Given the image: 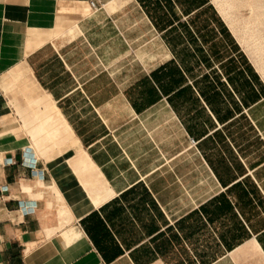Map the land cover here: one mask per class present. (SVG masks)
Here are the masks:
<instances>
[{"label":"crops","instance_id":"0c3cea01","mask_svg":"<svg viewBox=\"0 0 264 264\" xmlns=\"http://www.w3.org/2000/svg\"><path fill=\"white\" fill-rule=\"evenodd\" d=\"M0 264H264V81L211 0H0Z\"/></svg>","mask_w":264,"mask_h":264},{"label":"rangeland","instance_id":"374dc122","mask_svg":"<svg viewBox=\"0 0 264 264\" xmlns=\"http://www.w3.org/2000/svg\"><path fill=\"white\" fill-rule=\"evenodd\" d=\"M252 2H256V6L258 7L250 10ZM258 2L256 0H211V3L217 9L236 39L241 43L244 53L256 66L264 81V38H261L264 37V1ZM25 33L30 38H40L43 35L41 24L39 22L30 23L28 27L26 26ZM20 36L21 31H18L17 37L20 38ZM15 44L17 45L16 42H12V45ZM4 47L5 51L1 53L3 54L2 56L5 58L11 57V44L9 45L6 41ZM18 57L20 58L21 56L12 54V58ZM8 74H11L14 79L18 80L25 77L26 71L22 65H18L12 68ZM26 82L27 80H24V83ZM34 103L42 109L40 112L41 119L31 127L35 132V136L39 134L38 136L40 137L44 136L48 139H56L57 136L63 134L65 129L58 120L56 111L46 98L44 96L38 97L34 100Z\"/></svg>","mask_w":264,"mask_h":264},{"label":"clouds","instance_id":"9594fccd","mask_svg":"<svg viewBox=\"0 0 264 264\" xmlns=\"http://www.w3.org/2000/svg\"><path fill=\"white\" fill-rule=\"evenodd\" d=\"M28 195H29V199H30V201L33 202V206H35V205H34V202L37 201V200H39V199H40V196H38V195H33V194L31 193V190L28 191Z\"/></svg>","mask_w":264,"mask_h":264},{"label":"bare ground","instance_id":"6f19581e","mask_svg":"<svg viewBox=\"0 0 264 264\" xmlns=\"http://www.w3.org/2000/svg\"><path fill=\"white\" fill-rule=\"evenodd\" d=\"M257 2L259 1V0H256ZM261 1V0H260ZM260 1L258 2V3H260ZM262 1H264V0H262ZM246 3V2H245ZM253 4V5H252ZM252 4H251V6H250V10H252V9H254L255 7H258V6H256L257 4H256V2H252ZM264 4V3H263ZM263 4H262V6H263ZM264 8V7H263ZM258 19V18H257ZM253 23V22H252ZM253 25V24H252ZM258 28V27H257ZM263 28V27H262ZM260 31V30H259ZM263 32V31H262ZM238 36V35H237ZM262 39L264 38V37H261ZM261 39V40H262ZM258 40V39H257ZM259 41V40H258ZM10 51V50H9ZM11 52V51H10ZM21 58V57H20ZM255 62V61H254ZM262 72V71H261Z\"/></svg>","mask_w":264,"mask_h":264},{"label":"built area","instance_id":"2783aa9c","mask_svg":"<svg viewBox=\"0 0 264 264\" xmlns=\"http://www.w3.org/2000/svg\"><path fill=\"white\" fill-rule=\"evenodd\" d=\"M89 8L93 9V10L97 9L96 4L94 2H92V1L89 2Z\"/></svg>","mask_w":264,"mask_h":264}]
</instances>
